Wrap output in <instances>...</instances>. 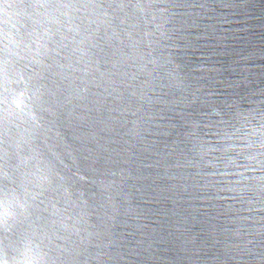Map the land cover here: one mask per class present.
I'll return each mask as SVG.
<instances>
[{"label":"clouds","instance_id":"9594fccd","mask_svg":"<svg viewBox=\"0 0 264 264\" xmlns=\"http://www.w3.org/2000/svg\"><path fill=\"white\" fill-rule=\"evenodd\" d=\"M235 7L0 0V264H155L161 218L179 264H264V88L198 62Z\"/></svg>","mask_w":264,"mask_h":264},{"label":"water","instance_id":"95a60500","mask_svg":"<svg viewBox=\"0 0 264 264\" xmlns=\"http://www.w3.org/2000/svg\"><path fill=\"white\" fill-rule=\"evenodd\" d=\"M225 2L233 3L236 7L227 10V23L221 27L213 22L214 27L209 29V39L199 42L205 45L200 50L210 54L212 58L198 62L219 68L220 71L211 75L225 84L247 75L253 88L257 86L264 88V0H225ZM245 55H250L251 59L241 60L240 58ZM184 63L188 65L192 61L186 59ZM245 66L250 67V72L247 74L240 71ZM248 90L241 85V92ZM221 91L223 95L229 94L223 88ZM169 225L170 221L165 218L149 225L155 227L159 235L166 237L162 243L156 245L159 259L155 264H168L169 261H177L179 264L177 234L171 233ZM186 227L196 232L200 225L190 218V224Z\"/></svg>","mask_w":264,"mask_h":264}]
</instances>
